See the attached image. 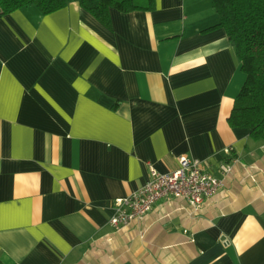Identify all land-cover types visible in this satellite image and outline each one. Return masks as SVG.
Returning <instances> with one entry per match:
<instances>
[{"label":"crops","instance_id":"obj_1","mask_svg":"<svg viewBox=\"0 0 264 264\" xmlns=\"http://www.w3.org/2000/svg\"><path fill=\"white\" fill-rule=\"evenodd\" d=\"M110 19L77 0L0 16V261L264 264V140L228 123L244 74L212 1ZM180 155L233 170L198 212L163 198L115 230L113 200Z\"/></svg>","mask_w":264,"mask_h":264},{"label":"trees","instance_id":"obj_2","mask_svg":"<svg viewBox=\"0 0 264 264\" xmlns=\"http://www.w3.org/2000/svg\"><path fill=\"white\" fill-rule=\"evenodd\" d=\"M107 27L110 8L122 12L152 10L155 0H77ZM240 61L242 85L227 118L231 127H247L254 140H264V0H211ZM68 0H0V16L33 4L48 14L66 6ZM0 264H3L0 261Z\"/></svg>","mask_w":264,"mask_h":264},{"label":"built area","instance_id":"obj_3","mask_svg":"<svg viewBox=\"0 0 264 264\" xmlns=\"http://www.w3.org/2000/svg\"><path fill=\"white\" fill-rule=\"evenodd\" d=\"M232 170V162H222L215 174L207 170L199 158L187 155H180L177 167L167 172H160L149 164L146 182L132 193L113 200L109 223L115 230L125 228L144 219L159 200L169 197L182 199L189 213H196L224 187Z\"/></svg>","mask_w":264,"mask_h":264}]
</instances>
